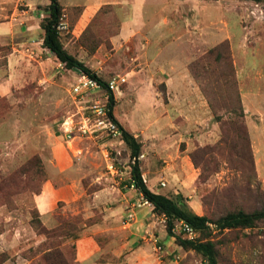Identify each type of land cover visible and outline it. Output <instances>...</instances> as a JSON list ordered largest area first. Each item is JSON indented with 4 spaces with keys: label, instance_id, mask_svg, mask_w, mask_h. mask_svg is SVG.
Returning a JSON list of instances; mask_svg holds the SVG:
<instances>
[{
    "label": "rangeland",
    "instance_id": "374dc122",
    "mask_svg": "<svg viewBox=\"0 0 264 264\" xmlns=\"http://www.w3.org/2000/svg\"><path fill=\"white\" fill-rule=\"evenodd\" d=\"M59 2L64 49L104 81L127 79L113 115L141 144L148 188L213 221L264 210V0ZM79 75L43 37L0 39V264H45L48 243L67 264H208L128 188L125 141L61 136ZM69 224L77 239L62 236ZM208 239L220 264H264V220Z\"/></svg>",
    "mask_w": 264,
    "mask_h": 264
},
{
    "label": "trees",
    "instance_id": "16d2710c",
    "mask_svg": "<svg viewBox=\"0 0 264 264\" xmlns=\"http://www.w3.org/2000/svg\"><path fill=\"white\" fill-rule=\"evenodd\" d=\"M48 12L49 16L41 22V28L44 30V47L50 50L62 63H65L69 69H77L92 78L98 79L103 84H106L101 77L96 75L84 65V63L77 60L64 49L60 40L59 31L56 29V25L63 13V7L59 0H50ZM114 103V99L111 98L110 108L112 116ZM120 128L122 130L123 139L131 151V156L135 159L131 173L135 187L143 197L154 206V210L157 213L162 214L167 218V230L169 234H172L176 221H184L199 232L200 239L197 240L177 237V243L183 249L196 251L202 255L208 264H220L215 243L208 239L212 231L209 224H213L216 230L224 231L253 227L257 222L264 220V210L251 213L239 210L230 212L213 221L206 215H198L188 210L185 204L181 201L151 191L143 179L138 161L141 152V144L133 135L123 129V127L120 126ZM35 226L40 234L46 235L47 239H54L59 236V228L47 230L42 226L40 219L35 220ZM65 228L67 229V227ZM67 230V233L62 235L64 238L77 239L79 237L77 228L74 225L69 224ZM45 246L47 247L42 251V258L45 264H67L63 253L58 246H55L52 243L45 244Z\"/></svg>",
    "mask_w": 264,
    "mask_h": 264
},
{
    "label": "built area",
    "instance_id": "2783aa9c",
    "mask_svg": "<svg viewBox=\"0 0 264 264\" xmlns=\"http://www.w3.org/2000/svg\"><path fill=\"white\" fill-rule=\"evenodd\" d=\"M56 29L60 32L67 29L66 23L59 20ZM103 84L98 79L92 78L80 71L77 82L72 86L70 92L77 104V111L67 117L60 128L61 136L68 141L76 138L106 137L115 141L123 142L122 130L116 122L114 115H111V98L114 102L118 96L123 94V86L127 79L122 75H113ZM135 162V160H134ZM109 168L115 170L114 163ZM165 185V184H163ZM129 189H135V184L130 179ZM145 204H150L145 199ZM180 232L188 239L195 240L199 232L184 221H179ZM211 228L215 226L209 224ZM161 249V247H159Z\"/></svg>",
    "mask_w": 264,
    "mask_h": 264
},
{
    "label": "crops",
    "instance_id": "0c3cea01",
    "mask_svg": "<svg viewBox=\"0 0 264 264\" xmlns=\"http://www.w3.org/2000/svg\"><path fill=\"white\" fill-rule=\"evenodd\" d=\"M49 4L50 0H0V39L11 38L14 45L31 47L32 40L44 37L41 17ZM41 208L47 213L50 202L45 200Z\"/></svg>",
    "mask_w": 264,
    "mask_h": 264
}]
</instances>
